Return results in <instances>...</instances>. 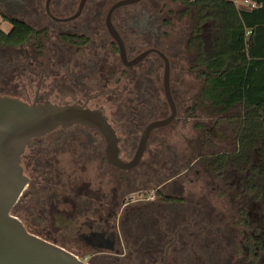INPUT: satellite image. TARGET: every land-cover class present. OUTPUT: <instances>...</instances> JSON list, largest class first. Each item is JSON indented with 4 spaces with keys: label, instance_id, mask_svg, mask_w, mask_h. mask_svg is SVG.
Wrapping results in <instances>:
<instances>
[{
    "label": "flooded vegetation",
    "instance_id": "flooded-vegetation-1",
    "mask_svg": "<svg viewBox=\"0 0 264 264\" xmlns=\"http://www.w3.org/2000/svg\"><path fill=\"white\" fill-rule=\"evenodd\" d=\"M22 1L0 0V17L9 27L12 21L20 20L35 29L29 22L32 18L25 17L18 9L24 5ZM52 4L50 0L49 10L56 17L69 16L76 9L69 15H59ZM45 14L49 17L46 10ZM50 20L61 24L58 31L49 30V36L58 41L62 28L70 33L83 30V24L73 29L63 26L66 22ZM152 20L142 11L137 23L141 30L152 31L155 30L149 24ZM75 48L85 51L80 46ZM147 57L131 67L124 66L119 59L124 69H133L134 75L142 73L139 87H145L150 78L147 72L152 66L144 63ZM87 59L95 60V57ZM52 62L54 57L47 60L48 65ZM93 69L94 64L86 61L79 65L75 62L71 68L68 64L63 66L64 73L75 76L71 83L74 93L82 91V71ZM40 70L45 71L44 67ZM114 73L121 74L117 68L110 77ZM134 75L129 85L131 92L135 89ZM53 76L55 79L56 75ZM117 79L119 81L120 77ZM41 80L42 75L38 77L35 97ZM93 81L98 83L96 78ZM54 85L53 81L51 88L56 91ZM102 87L100 83L95 97L103 94ZM135 119L136 114H133L130 122L134 132H139L149 122L139 125ZM216 122L217 119L214 124ZM226 126L225 120L218 128L209 126L208 141L203 145L209 152L208 160L201 161L199 155L180 172L182 162L177 157L148 150L149 144L144 152L147 158L143 159V154L139 165L122 171L105 162L104 142L93 130L84 127L94 136H65L66 131L60 129L66 128L56 129L53 132L60 130L61 135L50 136L49 133L35 138L21 156L23 174L29 182L16 202L15 216L28 232L25 219L46 224L51 218L49 221L61 228L53 232L71 252L103 261L112 259L113 264H264V174L260 146L254 147L252 154L239 162L234 136L230 142L234 141L235 148L225 145L229 141ZM195 131L196 146L198 129ZM115 132L118 136L116 129ZM122 143L120 137V158L121 153L128 155L131 151ZM134 151L128 159H122L130 160ZM140 192L147 193V197L135 199L134 195ZM31 204L33 206L28 207Z\"/></svg>",
    "mask_w": 264,
    "mask_h": 264
},
{
    "label": "trees",
    "instance_id": "trees-1",
    "mask_svg": "<svg viewBox=\"0 0 264 264\" xmlns=\"http://www.w3.org/2000/svg\"><path fill=\"white\" fill-rule=\"evenodd\" d=\"M93 1L87 0L83 11ZM250 1L255 3V7L251 9L238 6L232 0H140L135 4L127 5L131 6L132 10L127 9L129 15L125 16L121 27H118V24L113 20L112 22L125 43L127 56H131L132 52L138 48L134 45L133 38L126 43V37L131 36H134L135 39L145 36L147 46L162 51L168 59V51H175L176 54H179L180 51L185 50L188 54V64L184 71L187 75L194 76L200 81V86L194 95L196 102L190 106V110H201L203 116H208V118L213 116L218 119L225 118L227 125L232 126L234 131L237 148L235 155L239 156V162L244 160L245 156L252 154L254 147L260 146L259 151L262 154L264 174V0ZM168 3L175 4L176 9L169 6ZM74 4V0L67 2L68 8H73ZM156 4L159 6L157 5V7ZM150 8H154L155 12L150 15L153 20L149 24L155 30L143 31L139 28L137 21L142 17V11H150ZM115 14L116 11H114L112 19ZM179 17H185L184 28L180 27V29L174 30L172 34L169 32L168 26L175 25L174 20ZM54 25L61 26L59 23ZM103 27L104 31L99 36L87 35L86 31H81L82 33L71 31L70 33L62 28L59 42L68 46L83 47L89 54L87 57L104 55L105 50V55L102 57L109 59L114 54H118V50L104 24ZM121 28L126 29V31L123 32ZM49 29L47 26H42L36 30L24 21H12L7 31L0 28V55H2V50L12 51L22 47H30V52H28L30 56L25 51L20 52L19 55L38 65L39 68L44 67L46 60L40 59L46 57L43 50L44 43L49 37ZM150 55H154L155 61L160 59L156 54ZM155 61L149 62L152 67L147 74L150 77L153 74ZM122 69L121 75L124 76L128 87L132 84L133 69ZM44 70L46 71L47 68L44 67ZM134 76V91L131 92V86H129L130 91H127L125 103L121 106L116 105V107L126 108L128 112L130 110L129 116L131 117L133 110H136L135 121L142 125L158 117L161 113L157 114L156 110L148 107L150 103L154 102L153 93L145 94L143 92L146 86H151V78L146 82L145 87L142 85L139 87L143 77L142 73L137 72ZM147 89L150 88L147 87ZM94 95L83 97L93 99ZM113 101L118 103V96H115ZM237 106L238 110L234 111ZM232 109L233 112H230ZM117 113L116 110H113L107 115L108 120L110 118L109 122L116 130L123 128L122 122L129 123L131 119L128 117V120H123L121 118H124V113ZM207 123L195 125L199 131V144L193 145V147L197 150L187 155V158L178 168V172L185 170L190 161L199 155H201V161L208 160L206 155L209 152L200 150L208 141L209 133L205 126ZM73 128L79 130L80 136L90 135L88 134L90 130L79 125L60 130L74 131ZM60 130L49 135H61ZM133 132L131 134L135 133ZM132 139L134 140V138ZM131 141L128 140L129 149H132L134 145ZM246 159L249 162L250 157ZM11 212L17 215V204Z\"/></svg>",
    "mask_w": 264,
    "mask_h": 264
},
{
    "label": "rangeland",
    "instance_id": "rangeland-1",
    "mask_svg": "<svg viewBox=\"0 0 264 264\" xmlns=\"http://www.w3.org/2000/svg\"><path fill=\"white\" fill-rule=\"evenodd\" d=\"M51 1L53 3L52 9L54 8V10L59 15H69L71 11L76 8L79 0H74L75 4L73 8H68L67 2L69 0ZM112 1L114 0H94L81 13V16L77 18V20L66 22L63 26L75 29L83 24L82 31H86L85 33L87 35L99 36L100 33L104 31V12L109 7ZM235 2H237L238 6H242L240 0H235ZM22 3H24V5H21L18 9L22 10L21 13L24 14L25 17L32 18V20H28L30 23L34 24L35 29L41 28L42 26H47L48 28L54 29L53 31L55 32L58 31V25H54L58 22L53 23L52 20H50V18L45 14V0H23ZM168 4L169 6L176 9L175 4ZM157 5L159 6V4H156V6ZM127 9L132 10V7L127 6L116 10V14L112 20L116 24H118V27H121V24L124 23L125 16L129 15ZM149 10L150 11H146L147 16H150L153 14V12H155L154 8H150ZM184 20L185 17H179L174 20L175 25L168 26L169 32L173 34L174 30H178L180 29V27L184 28ZM0 27L4 31H7L10 28L9 24L1 17ZM121 30L123 32L126 31V29L123 28H121ZM132 38L134 40V45H136L138 48L136 51L132 52L131 55H135L139 51L149 47V45L147 46V38L145 36L144 38L142 36L139 37L140 39H135L134 36L128 38L126 37V43ZM44 46L45 47L43 52L46 53V57H42V59H40L43 61L46 60L44 62V67L47 68V70L44 73L40 72L41 70L38 65L30 63L28 59H24L22 56L19 55L20 52L23 51L28 54L31 49L30 47H22L12 51L2 50V55H0V96H12L26 102H32L34 99H36L37 102L49 100L58 104L82 103L86 101V97L83 96H92L93 94H95L99 89L98 85L102 83L103 87L101 88V91L103 92V94L101 96L94 97L93 99L88 100L86 105L90 108L102 109L106 116L110 114L111 111L116 110L118 112L117 114L124 113V118H121L123 120H128V117H131L129 116L130 110L128 112V110L126 111V108L124 109L116 107V105L121 106L125 103L124 100L127 99V91L131 90H129V86H126L127 82L125 81L123 75L119 73H114L113 77H110L111 73L114 72L115 69L119 68L120 72L123 70V67L119 62L118 54H114L113 57L108 59V57H102L105 55L104 50V55L95 57V60L87 59V55H89L87 54V52L77 49L75 47L62 45L57 39H54L52 36H49L47 38L44 43ZM168 54L170 61V88L177 106V117L175 121H173L167 127L154 131L152 139L149 142L148 150L157 151L159 155H167L168 157L170 155L175 156L180 160V162L183 163L184 159L187 158L188 154H191V152L193 153L197 150H195L193 147V137H196L197 135V132L195 131V125L197 123L205 124V122H208L207 125H205L206 128H208L209 126L218 128V125L223 124V119L225 120V118L218 119L216 116L208 118V116H203V112L201 110H190V106H192L196 102L194 95H196L198 87L200 86V81L194 76L192 77L190 75H187L184 71L188 64V54L185 50L180 51L179 54H176L175 51L170 50L168 51ZM53 57L54 62L48 65L47 60ZM84 61L88 63H93L94 69L91 70L92 72L82 71L83 83L80 84V86L82 87V91L80 93H74L71 83L73 81L72 76H75L71 75L68 72L64 73L63 66L65 64H68V67L71 68L72 66H74L75 62H78L79 65L80 62ZM150 61H155L154 55H149L147 59H145L144 63H146V65L148 66L150 65ZM96 68H99V71L96 70ZM153 68L154 70L152 76L150 77L149 75V77L151 78V86H146V88L143 89V92L145 94L153 93L152 99L154 102L152 104L150 103L148 107L153 110H156L157 114L161 113L158 117L153 118L157 119L166 116L169 113V109L165 102L162 91V61L160 59L155 61ZM74 70L77 71L76 69ZM52 74L56 75L55 79ZM39 75H42V80L39 81L40 90L38 91V95H36L37 97H35L36 86H38V77H40ZM107 76L109 77L107 78ZM118 77H121L119 81H117ZM94 78L98 80V83L93 81ZM53 81L55 84L54 87L56 91L52 89ZM106 81L108 83L106 86H104ZM147 87L150 89H147ZM115 96H118V103L116 101H113ZM135 111L136 110H133L132 114H135ZM200 111L201 114L199 113ZM215 119H217L218 121L214 124ZM122 127V129L117 130L118 136H120L123 140L122 146L126 150H128L130 148L128 144L129 139L130 141L132 140L131 142L134 144L133 148L129 149L131 151L128 155H125V153H121V157L123 159H128L132 155L134 148L136 147L140 134L138 131H136L135 133L133 132L134 128L131 122H122ZM73 129L74 131L68 130L65 135L80 136L79 130L77 128ZM226 131L229 132L231 136H234L232 126L227 125ZM132 132L134 134H131ZM132 138H134V140ZM200 150H202L203 152L208 151H205L206 149L204 147H201ZM145 158H147L146 153L143 156V159ZM184 185L188 187L186 183ZM190 188H192V186ZM146 197L147 193L144 192H140L134 195L135 199H144ZM32 206V204L28 205V207ZM22 219H25L24 216H22ZM25 220H27L26 226L31 233L37 234L38 236L45 238L55 244H59L65 249L71 251V248L68 247V245L63 240H59L58 234H55L53 232L54 229L56 231H59L61 228H57L58 226L54 223V221L53 223L52 221H49L51 220V218L46 224H36L33 222L34 220L31 221L32 219ZM72 252L77 254V252L74 250H72ZM84 256L79 254V257L85 258L86 261H89L92 264H113L112 259H106L103 261L97 259L96 257Z\"/></svg>",
    "mask_w": 264,
    "mask_h": 264
},
{
    "label": "water",
    "instance_id": "water-1",
    "mask_svg": "<svg viewBox=\"0 0 264 264\" xmlns=\"http://www.w3.org/2000/svg\"><path fill=\"white\" fill-rule=\"evenodd\" d=\"M45 0V10L55 21L76 19L87 0H79L75 11L65 17L53 16ZM140 0H116L105 14L104 25L115 42L118 57L126 67L138 64L149 54L162 60V91L169 113L147 122L139 130V139L130 160L119 157L120 137L117 136L105 113L84 103L58 104L49 100L26 102L12 96H0V264H92L64 247L28 232L11 210L29 180L23 174L20 160L25 149L35 138L43 137L56 129L75 125L93 130L104 142V160L110 166L128 171L141 163L149 138L155 129L168 126L177 117V106L170 88V62L156 48H147L128 58L124 41L112 22L114 11Z\"/></svg>",
    "mask_w": 264,
    "mask_h": 264
},
{
    "label": "crops",
    "instance_id": "crops-1",
    "mask_svg": "<svg viewBox=\"0 0 264 264\" xmlns=\"http://www.w3.org/2000/svg\"><path fill=\"white\" fill-rule=\"evenodd\" d=\"M232 1H234L235 2V0H232ZM236 4H237V2H235ZM238 110V106H237V108L234 110V111H237ZM230 112H233V109L232 110H230ZM226 122V121H225ZM228 137L229 138H227V139H229V141H227L226 143H225V145L228 147V146H231L232 148L231 149H234L235 148V143H234V141H231L230 142V138H232V136H231V134L228 132ZM231 140H233V139H231Z\"/></svg>",
    "mask_w": 264,
    "mask_h": 264
},
{
    "label": "built area",
    "instance_id": "built-area-1",
    "mask_svg": "<svg viewBox=\"0 0 264 264\" xmlns=\"http://www.w3.org/2000/svg\"><path fill=\"white\" fill-rule=\"evenodd\" d=\"M241 1V4H242V7L244 8H253L255 7V3L250 1V0H240Z\"/></svg>",
    "mask_w": 264,
    "mask_h": 264
}]
</instances>
